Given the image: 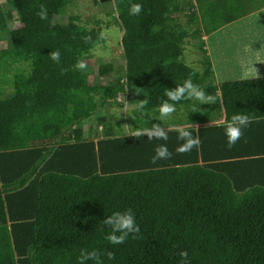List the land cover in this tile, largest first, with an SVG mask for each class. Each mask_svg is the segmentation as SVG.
<instances>
[{
	"label": "trees",
	"instance_id": "16d2710c",
	"mask_svg": "<svg viewBox=\"0 0 264 264\" xmlns=\"http://www.w3.org/2000/svg\"><path fill=\"white\" fill-rule=\"evenodd\" d=\"M3 1L21 26L9 28ZM99 1L114 4L123 30L125 73L107 84L90 83L87 70L74 67L105 41L100 21L88 27L74 14L60 23L74 0H0V40L10 44L0 49V76L11 73L14 89L0 90V264H79L81 252L92 250L101 264H180L182 250L190 264H264V117L228 148L215 122L227 108L223 86L206 50L201 70L183 60L185 43L202 33L194 2ZM133 4L142 5L139 15H130ZM41 5L46 20L37 15ZM114 71L112 62L99 65L100 77ZM189 78L213 102L168 100L165 92ZM138 93L146 106L137 102L128 132L85 136L83 122L101 100ZM166 100L175 119L160 118ZM177 118L200 138L198 148L178 154L184 141L174 128L166 141L129 134L177 127ZM162 144L172 157L151 163ZM128 209L140 233L111 245L103 221Z\"/></svg>",
	"mask_w": 264,
	"mask_h": 264
},
{
	"label": "rangeland",
	"instance_id": "374dc122",
	"mask_svg": "<svg viewBox=\"0 0 264 264\" xmlns=\"http://www.w3.org/2000/svg\"><path fill=\"white\" fill-rule=\"evenodd\" d=\"M257 1L258 0H254V2ZM3 8L7 14H11L8 16L9 28L15 29L21 26V22L19 21L15 9H13L8 2L3 1ZM216 11L217 10L212 9L209 11L208 16L205 17V20L207 22H212L213 25H217L219 21L224 19L223 10H219L218 12ZM230 12L233 13V9ZM74 14L80 15L82 23L88 25V27H93L95 26V21H100L102 33L105 37V41L103 43L96 46L89 55L82 58V60L87 64V68L85 70H87V72L90 74L89 82L107 84L110 80L109 78H113L118 75H124L126 63L121 44L123 30L116 22V9L114 4L112 2L102 3L99 0L97 2L94 0H74V2L65 8L64 14L60 17V23L66 22L69 16ZM182 20L187 22V18L184 15H182ZM254 20L255 18L253 17V19L247 20L245 23L253 24ZM6 38L7 37L0 40V49L6 48L10 45L9 40ZM189 40L191 41L185 43L183 60L187 64L193 66L195 69L201 70L202 66L200 64V60H203L204 58L200 47L201 44H198L195 39ZM220 47L221 50L243 48L242 45H239L236 41L232 40L223 41V44L220 45ZM205 56H207L206 53ZM225 58H227V56L224 53L219 54L217 57L216 70L220 74L232 73L233 71H237L242 67L239 66L236 69H231L233 66L224 65L223 60ZM103 62H112L114 64L115 71L113 72L112 76H99V65ZM10 77L11 73H7L6 77L0 76V81H2V83H0L2 96H7L14 90L11 83L6 81ZM219 80L226 81L225 79L222 80L221 78H219ZM233 90L237 91V93H241L240 87H236V89ZM133 97L134 99L132 100L130 97L126 98L125 95H121L117 99L107 98L106 101L101 100L99 110L83 122L84 124L82 126L85 130V136L87 138H91L93 133L98 134L97 136L100 137L114 135L118 130H120V128L122 129V127L125 132H128L132 123L131 120L133 117V112L136 109L137 102H141L144 99V96L139 93L135 94ZM249 100L251 99L249 98ZM261 101L263 100L260 99V102ZM247 102H249L247 99H243L240 95H238L233 101L231 100V105L235 106V104H237V108L239 106V109H241L242 107L240 104L243 103L247 105ZM262 113L263 112H260V114ZM250 116L254 115L250 114Z\"/></svg>",
	"mask_w": 264,
	"mask_h": 264
},
{
	"label": "crops",
	"instance_id": "0c3cea01",
	"mask_svg": "<svg viewBox=\"0 0 264 264\" xmlns=\"http://www.w3.org/2000/svg\"><path fill=\"white\" fill-rule=\"evenodd\" d=\"M192 1L194 2L193 10L199 17V28L202 32L200 36L194 39L198 44H201L200 47L206 50V55L210 58L214 67L215 80L219 85L221 84L223 86V90H218V94L224 96L227 105L224 114L220 116V120L215 122L230 121L234 114H253V117H264V62H256L254 65L260 72V79H241L242 67L237 71L227 74H220L216 70L217 57L221 53L227 56L223 60L224 65L233 66L231 69H236L249 60L256 61L257 56H259V59H264V0H258L257 2H254V0ZM210 5L212 9L217 10L216 12L223 10L224 19L219 21L217 25H213L212 22L205 20L209 11L212 10ZM232 9L233 13L230 12ZM253 17L255 18L253 24L245 23L247 20L253 19ZM226 40L236 41L243 48L221 50L220 45ZM189 41L191 40L187 42ZM245 49H250V51H245ZM218 77L226 81H221ZM236 87H240L241 93L233 90ZM238 95L249 101L247 105L240 104L241 109H239V106L237 108V104L235 106L231 105V100L233 101ZM260 99L263 101L260 102ZM260 112L263 113L260 114ZM177 116V113H173L166 120L175 119ZM175 121H177V127L181 126V120L179 118ZM170 125L172 126V124ZM198 126L200 124L196 125V127ZM172 128L176 127L164 129Z\"/></svg>",
	"mask_w": 264,
	"mask_h": 264
},
{
	"label": "clouds",
	"instance_id": "9594fccd",
	"mask_svg": "<svg viewBox=\"0 0 264 264\" xmlns=\"http://www.w3.org/2000/svg\"><path fill=\"white\" fill-rule=\"evenodd\" d=\"M141 4H133L130 7V15H139L142 11ZM41 20H46L48 18L47 8L44 5L40 6V11L37 13ZM104 37V34H101V38ZM85 41H89L91 37H84ZM245 51H250V49H245ZM49 55L51 59L56 63L60 62V53L59 51L50 52ZM256 62H264V59H259L257 56L256 61L249 60L247 63L242 64V74L241 79H260V72L254 66ZM78 70H85L87 68L86 62L83 60L77 61L74 66ZM65 70L62 69V73ZM165 96L168 100L173 102H179L182 99L188 100H198L201 103H210L213 102V97L206 96L205 92L199 88L197 85H194L191 78L187 79L182 85H177L174 89L168 90L165 92ZM146 106V101H142L139 104V109L143 110ZM158 111L162 118H167L171 116L175 111L176 107L174 103H168L164 101L161 105L158 106ZM260 117H253L247 114H234L231 117L230 121H222L221 126L225 129V135L227 137V146L231 149L244 135V129L250 126L253 122H259ZM178 133L177 139L184 141L183 144H180L176 148L178 154H184L190 152L194 147L198 148L200 146V138L198 136L194 137L192 132L188 131L184 127H176L172 129ZM132 136L138 138L141 135L147 136L148 139H158V140H168L167 130L160 128L159 126L155 127L154 131H136L134 133H129ZM172 157V152L169 151L167 145H157L155 148V155L151 158V163L156 164L158 160L170 159ZM104 226L111 229V231L106 235L107 241L111 245H121L126 242L129 237V234H132L133 238L137 237V234L140 233V227L135 221V215L131 209H128L124 212H114L113 214L107 216L103 221ZM103 231V228L101 229ZM119 233V234H117ZM108 259H115L114 253L108 251L104 253ZM180 256V264H190L187 250H182L178 253ZM101 253L96 250L90 252L82 251L78 257L79 264H85L88 260L96 261V264H101Z\"/></svg>",
	"mask_w": 264,
	"mask_h": 264
}]
</instances>
